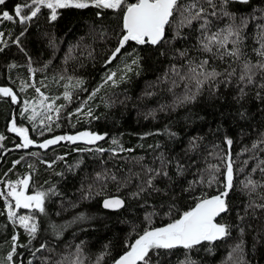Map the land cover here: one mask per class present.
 I'll return each instance as SVG.
<instances>
[{"label":"trees","instance_id":"trees-1","mask_svg":"<svg viewBox=\"0 0 264 264\" xmlns=\"http://www.w3.org/2000/svg\"><path fill=\"white\" fill-rule=\"evenodd\" d=\"M18 3L23 0H7L0 9L11 14ZM200 3L208 9L202 14L209 21L206 31L200 27L203 19L193 20L176 35L177 14L165 29L168 42H129L111 64L105 62L123 35L122 17L114 10L58 9V19L50 21V10L42 8L27 25L0 23L4 33L0 37V48L4 49L0 52V87L11 88L18 100L13 103L10 97L0 95V135L5 138L0 141V190L7 193L9 182L31 176V192L48 194L44 213L16 210L17 216L35 217V239L8 219L7 202L0 197V264H28L30 260L32 264H72L77 256L80 264H97L102 255L99 264H113L145 229L166 226L189 211L198 198L216 195L226 178L225 162L220 157L229 154L234 186L228 197V212L216 221L228 226L229 235L191 249L153 250L155 254L149 253L151 264H264V208L258 207L264 204V88L260 87L264 72L257 69L253 83L239 80L245 60L252 64L261 61L255 50L264 36V0H213L215 9L206 0ZM242 21L246 26L242 27L243 55L239 60L230 56L221 60L200 50L205 36ZM232 47L229 42L227 50ZM185 51L187 55L180 56ZM137 55L141 58L139 67L132 65L133 71L127 72L123 82L104 84L108 72H117L119 79L125 65ZM204 59L209 61V71L214 68L224 73L226 68H234L236 73L226 83V73L208 81L193 102L177 104V98L186 93V85L195 92V84L181 82L171 69L175 66L185 75L189 60L199 63ZM77 79L83 83L73 87ZM24 84L35 87L21 91ZM98 87L100 90L89 100ZM35 88L49 98L45 103L57 98L55 106L64 105L58 119L52 111L48 113L52 120L40 124L44 119L42 98ZM65 91L71 92V101L64 98ZM25 101L40 113L35 121L28 119L31 108L23 111ZM80 107L83 111L69 119V113ZM89 108L92 116L86 115ZM12 119L36 140L84 131L105 135V139L95 144L61 141L47 149L18 148L22 137L10 130ZM113 139L118 143L113 144ZM228 139L233 141L231 146ZM254 144L257 147L253 148ZM98 148L105 151L97 152ZM18 160L20 163L15 164ZM210 165L220 167L217 182L211 187L200 182L202 177L207 180ZM98 174L116 179L99 180ZM248 177L258 182L251 193L243 188ZM137 192L140 195H134ZM114 195L124 199V207L104 209L103 199ZM53 221L55 229L49 226ZM69 222L74 226L66 225ZM13 235L18 236L17 247L9 261ZM41 244L46 247L35 251Z\"/></svg>","mask_w":264,"mask_h":264},{"label":"snow or ice","instance_id":"snow-or-ice-1","mask_svg":"<svg viewBox=\"0 0 264 264\" xmlns=\"http://www.w3.org/2000/svg\"><path fill=\"white\" fill-rule=\"evenodd\" d=\"M6 2L7 0H0V6L5 5ZM225 2H227V0H225ZM242 2L247 3L248 0H242ZM206 4L211 6L213 9L216 7L213 0H206ZM89 7L97 9H111L118 12L122 17L123 35L119 38L118 45L111 52V55L105 62L106 64H111L112 61L116 60L119 55H122L121 50L124 49L129 42H135L138 45H158L162 42H168L166 40L165 29L166 26H171L173 18L177 14H179L180 20L176 24V35H179L180 28L185 25L190 26L193 20L203 19L204 22L200 25V27L204 31L208 29L209 24V21L202 15L206 13L208 9L204 4L200 3V0H194L192 3H182V0H134V2L131 3H129L128 0H30V2L29 0H23V3H18L14 6L11 14L7 10L0 9V23L3 21H10L27 25L33 20V18H36L38 14L41 13L42 8L50 10V21H56L58 19V9H87ZM97 15H99V13H97ZM211 15L215 16L216 12L213 11ZM223 15L230 16L231 14L224 12ZM243 26H246V22L244 21L241 22V25H234V23L229 24L226 28L215 32L210 36H205L200 41V50L211 53L213 57L221 60H223L225 56H230L239 60L243 55L241 51V44L243 42L241 32ZM22 34L23 32L21 35ZM3 35L4 33L0 32V37H3ZM229 42L233 45L231 50H227ZM214 48L216 51H213ZM221 49H225V51H221ZM3 51L4 49L0 48V52ZM255 51H257V54L261 57V61L256 64H252L247 60L244 61L242 71L239 76V80L241 82L247 80L248 83H253V77L256 74V70L258 69L261 72H264V36L261 37L260 48ZM186 55V51L180 53V56ZM140 59L139 55H137L134 59H132L131 64H126L125 72L119 77V79H117V72H108L104 78V84L111 82L112 85H116L118 82H123L127 76V72L133 71L132 65L139 67ZM208 64L209 61L207 59H204L199 63L189 60L188 72L185 75H181L179 69L173 66L171 71L180 77L181 82L189 81L194 82L195 84V92L192 91L191 87L186 85V93L183 97L177 98V104L182 105L193 102L196 99V96L200 93L204 84L208 81H215L217 77L226 73V79L224 81L226 83L229 81L231 76L236 73L234 68L231 69V71L226 68L224 73L217 72L214 68L209 71L207 70ZM229 67L231 66L229 65ZM138 74L139 73H137V75ZM61 79H63V77H61ZM71 79L72 78L69 77L70 81ZM82 83V80L77 79L73 87H79ZM176 84L177 82L174 80L173 86H176ZM29 86L35 87V85L24 84L20 90L24 91L25 88ZM100 87H103V85ZM260 87L264 88V84H261ZM99 90V87L94 90L88 99H92ZM35 91L39 93L42 98L40 106L44 114V119L40 121V124L44 125L45 119L48 121L52 120L51 115H48V113L52 111L56 112L58 119L59 113L64 105L56 107L55 99L57 98H54L52 103H45V101L49 98L40 91V88H35ZM240 91L243 94V88H241ZM0 95L10 97L13 103L18 102L17 95L9 87H0ZM64 98L71 101V92L65 91ZM86 103L87 102L85 101L84 104L86 105ZM30 108L32 114L28 117V119L35 121L40 113H37L36 108L25 101L23 111L28 112ZM82 111V107L77 108L74 113H69V119L72 115H78ZM86 115L92 116L91 108L88 109ZM46 127L49 132L52 131L50 126ZM10 130L23 138V142L17 145L18 148L27 149L36 143L33 139L29 138L28 129L18 127L15 119H12L11 121ZM39 134L43 135L44 133L41 131ZM4 139V136L0 135V141H3ZM104 139L105 135L84 131L76 135H60L51 139H46L42 143H39L38 147L41 149H47L50 146L59 144L61 141H68L71 143L83 141L86 144H95L97 141ZM226 142L229 146L233 143L231 139H228ZM112 143L117 144L118 141L113 139ZM2 147L3 145L0 144V148ZM255 147H257V145L254 144L253 148ZM123 150L124 149L121 148V151ZM96 151L103 152L105 150L98 148ZM33 155H36V153H33ZM58 159H63V157H59ZM220 159L225 162L226 178L224 181L220 182L222 183V188L217 190L216 195L211 197L204 195L203 197L198 198L195 205L189 211L183 212L179 218L172 220L166 226L145 229L143 234L139 235L132 244L128 245L129 250L118 259L114 260L113 264H151L152 256H150L149 253L151 252L155 254L153 250L173 249L178 246L191 249L194 245H198L201 242H212L229 235L228 226L222 223H217L216 218L229 210L228 197L234 186L233 162L230 154L226 157H220ZM14 163L19 164L20 161L18 160ZM261 163H264V161H261ZM49 167H51V164H49ZM149 171L152 170L150 169ZM253 171H255V169H253ZM206 172L208 173L207 180H204L202 177L200 182L207 183V185L211 187L213 183L217 182L216 174L220 172V167L219 165H210L209 168L206 169ZM261 172L264 174V168L261 169ZM156 174L160 175L161 173L157 172ZM163 175L167 176V172H164ZM109 178L112 180L116 179L114 175L107 177L98 174L97 177L99 180H106ZM30 180L31 176H28L14 183L9 182L7 184V193L0 190V197H3L7 202L6 207L8 219L12 221L13 224L18 223L32 239H35L38 231V224L35 217L31 215L17 216L16 210L21 208L35 209L39 213H44V204L48 194L43 191H37L34 195L26 194L29 188ZM148 185L149 187L152 186L151 180L148 181ZM257 186L258 182L252 180L251 177H248L246 182L243 184V188L248 189L249 193L255 191ZM156 190L158 191V189ZM140 191L143 192L145 189H141ZM52 194L54 195L55 192L53 191ZM134 195L138 196L140 193L137 192ZM8 198H11V200L14 201V204L9 201ZM123 206L124 200L119 197L108 198L103 202V207L106 209L119 210ZM258 207L264 208V204L258 205ZM82 218L83 217H78V219ZM241 231L243 230L241 229ZM17 239L18 236L13 235L12 252L7 257L9 261L13 259V254L16 253ZM19 247H24V245H19ZM45 247V244H41L40 248H37L35 251H41ZM237 248H239V245ZM77 251H80L79 246ZM33 255H35V253H33ZM102 259L103 255L98 258L97 264H99V261ZM28 264H32V261H28ZM60 264H62V262H60ZM72 264H80L78 256L77 260L73 261Z\"/></svg>","mask_w":264,"mask_h":264},{"label":"water","instance_id":"water-1","mask_svg":"<svg viewBox=\"0 0 264 264\" xmlns=\"http://www.w3.org/2000/svg\"><path fill=\"white\" fill-rule=\"evenodd\" d=\"M239 1H242V0H239ZM22 142H23V138H22ZM38 144H39V143L36 142L34 145H32V147H38ZM112 197H119L120 199H123V198H121L120 196H117V195L109 196V197H106V198L103 199V201H102V206H103V202H104L105 199L112 198ZM123 200H124V199H123ZM124 205H125V201H124ZM123 207H124V206H123ZM123 207H122V208H123ZM103 208H104V207H103ZM104 209H106V208H104ZM120 209H121V208H120ZM120 209H119V210H120ZM106 210L117 211V210H111V209H106ZM219 217H220V216H219ZM219 217L216 218V221H217V219H218Z\"/></svg>","mask_w":264,"mask_h":264},{"label":"rangeland","instance_id":"rangeland-1","mask_svg":"<svg viewBox=\"0 0 264 264\" xmlns=\"http://www.w3.org/2000/svg\"><path fill=\"white\" fill-rule=\"evenodd\" d=\"M29 184H30V181H29ZM29 187H30V185H29ZM28 190H29V188H28ZM28 190H27V193L26 194H28V195H34L35 193H28ZM74 223H76L75 221H74ZM74 223L73 222H69V223H67L66 225H68V226H74ZM49 226H51L53 229H55V227H56V224H54V221L52 222V223H49ZM53 234L54 235H57L55 232H53Z\"/></svg>","mask_w":264,"mask_h":264},{"label":"flooded vegetation","instance_id":"flooded-vegetation-1","mask_svg":"<svg viewBox=\"0 0 264 264\" xmlns=\"http://www.w3.org/2000/svg\"><path fill=\"white\" fill-rule=\"evenodd\" d=\"M28 135H29V138L30 139H33L35 142H37V143H42L43 141H44V139H42V140H36L35 138H34V136L33 135H30L29 133H28ZM30 147H32V146H30ZM28 193H34V192H31V190H30V188H29V190H28Z\"/></svg>","mask_w":264,"mask_h":264}]
</instances>
